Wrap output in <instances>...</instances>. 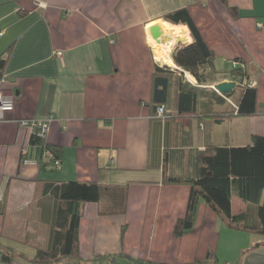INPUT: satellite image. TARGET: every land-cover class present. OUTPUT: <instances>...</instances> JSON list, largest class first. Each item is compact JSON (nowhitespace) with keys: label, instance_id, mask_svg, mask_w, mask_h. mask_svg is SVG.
I'll return each mask as SVG.
<instances>
[{"label":"crops","instance_id":"0c3cea01","mask_svg":"<svg viewBox=\"0 0 264 264\" xmlns=\"http://www.w3.org/2000/svg\"><path fill=\"white\" fill-rule=\"evenodd\" d=\"M180 8L215 52V84L236 83L230 93L199 85L175 64V47L172 65L158 60L148 26ZM172 25L187 28L182 44L193 42L187 25ZM1 59L0 93L16 101L0 120V249L13 256L0 250V264H34L49 246L57 200L44 188L68 181L96 182L102 194L83 205L79 256L53 264H264V235L230 227L203 200L194 228L177 237L191 187L164 181L194 175L209 147L264 135V0H0ZM234 63L247 73L243 84L256 83V115L230 114L242 92ZM157 64L176 73L168 102L154 108ZM182 82L222 100L200 93L197 109L181 114ZM50 118L46 141L33 144L21 121ZM46 144L61 150L59 168ZM24 150L37 164H22ZM231 208L260 223L258 205L236 192Z\"/></svg>","mask_w":264,"mask_h":264},{"label":"trees","instance_id":"16d2710c","mask_svg":"<svg viewBox=\"0 0 264 264\" xmlns=\"http://www.w3.org/2000/svg\"><path fill=\"white\" fill-rule=\"evenodd\" d=\"M226 2V0H224ZM235 15L236 8H229ZM164 20L172 24L187 25L193 42L178 44L172 52L175 64L191 73L199 85H214L216 71L214 69L215 52L208 45L199 27L195 23L188 8H180L164 15ZM4 60H0V77ZM176 73L170 67L156 65L153 76L154 108L165 105L169 99L171 77ZM238 77L242 88L240 98L230 113L237 116H253L257 114L258 90L243 84L247 73L244 68L232 69ZM200 93L216 99L215 90L192 86L182 82L179 89V113H191L197 109ZM212 116H222L220 112H208ZM227 114V113H226ZM33 144L41 142L31 137ZM60 159L61 150L45 145ZM198 165L194 175L165 174L164 181L172 184H187L191 187L187 212L180 219L174 233L177 237L192 230L195 224L198 204L206 202L230 227L252 231L264 235V135H255L247 146H214L197 155ZM54 163V161H53ZM44 192H50L57 200L55 220L52 225L50 244L39 248L31 262L34 264H53L69 257L79 256V222L83 215V205L87 202H98L102 190L96 182L68 181L61 184H47ZM236 192L245 202L258 205L259 224H253L244 215H234L231 198ZM3 258L11 261L13 256L3 251ZM200 262H197V264ZM135 264H153L150 261L135 259Z\"/></svg>","mask_w":264,"mask_h":264},{"label":"built area","instance_id":"2783aa9c","mask_svg":"<svg viewBox=\"0 0 264 264\" xmlns=\"http://www.w3.org/2000/svg\"><path fill=\"white\" fill-rule=\"evenodd\" d=\"M237 67H238L237 64L234 63L233 69L237 68ZM248 85L250 87H255L256 83L254 81H250L248 83ZM15 101H16L15 97L5 96V95L0 93V120L5 119V114L14 109ZM164 112H165V107L164 106L159 107L157 116L163 117ZM51 120H52V118L47 119V120H43V121H39V120H35V119H31V120L24 119L21 121V123L23 125L29 127L32 137H34L36 140L44 143L47 139L48 131L50 128L49 122H51ZM46 149H47L46 153L48 154V156L51 158L52 161H54L55 166L57 168H59L61 166L60 159L55 157V154L52 152L51 149H49V148H46ZM22 164L28 166V165H35V164H37V162H36V160H34L28 156L27 150H24L23 151Z\"/></svg>","mask_w":264,"mask_h":264},{"label":"bare ground","instance_id":"6f19581e","mask_svg":"<svg viewBox=\"0 0 264 264\" xmlns=\"http://www.w3.org/2000/svg\"><path fill=\"white\" fill-rule=\"evenodd\" d=\"M160 26L162 35L158 39H154L151 35V43L154 47L158 60L173 64L170 52L179 40H186L188 38L187 28L184 26H177L168 23L167 21H159L152 23L148 27ZM152 34V33H151Z\"/></svg>","mask_w":264,"mask_h":264},{"label":"water","instance_id":"95a60500","mask_svg":"<svg viewBox=\"0 0 264 264\" xmlns=\"http://www.w3.org/2000/svg\"><path fill=\"white\" fill-rule=\"evenodd\" d=\"M150 30L152 33V37L154 39H158L162 35V29L158 25L151 27ZM235 85H236L235 82H221V83L215 84L214 88L220 93L228 94L231 92L232 88L235 87Z\"/></svg>","mask_w":264,"mask_h":264},{"label":"rangeland","instance_id":"374dc122","mask_svg":"<svg viewBox=\"0 0 264 264\" xmlns=\"http://www.w3.org/2000/svg\"><path fill=\"white\" fill-rule=\"evenodd\" d=\"M178 44H182L180 40L175 44L174 47H176ZM169 106H170V104H169Z\"/></svg>","mask_w":264,"mask_h":264}]
</instances>
